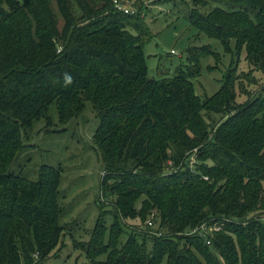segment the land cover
<instances>
[{
	"label": "trees",
	"instance_id": "1",
	"mask_svg": "<svg viewBox=\"0 0 264 264\" xmlns=\"http://www.w3.org/2000/svg\"><path fill=\"white\" fill-rule=\"evenodd\" d=\"M124 1L0 0V264H42L58 245L59 172L43 168L36 183L13 167L32 122L51 106L69 122L86 102L117 211L107 228L98 220L86 264H264V0H192L188 16L226 52L231 41L245 52L254 94L242 103L232 66L213 97L195 95L198 54L185 72L149 78L142 5L125 13ZM129 217L149 250L125 230ZM204 222L220 227L210 244L186 235Z\"/></svg>",
	"mask_w": 264,
	"mask_h": 264
},
{
	"label": "rangeland",
	"instance_id": "2",
	"mask_svg": "<svg viewBox=\"0 0 264 264\" xmlns=\"http://www.w3.org/2000/svg\"><path fill=\"white\" fill-rule=\"evenodd\" d=\"M140 5V17L148 29L143 53L149 78L174 76L179 69L185 72L190 65L189 54H198V75L190 81L201 101L219 91L223 76L231 66L240 80L241 97L236 102L242 103L249 94H254V80L248 75L245 52L238 54L234 41L230 42L231 51L226 52L220 41L194 28L188 20L194 8L192 0H125L122 7L136 13L134 7ZM61 25L60 20L59 28ZM213 120L219 123L221 117L213 116ZM97 126L98 120L89 102L69 122L60 121L55 107L51 106L47 114L32 122L13 167L27 181L36 183L40 182L43 168L59 172L55 210L60 215L57 222L62 233L50 258L42 264L88 263L83 249L90 242L98 220L101 218L107 228L117 212L112 206L114 198L105 197L101 187L103 161L93 140ZM138 208L139 202L134 206L135 210ZM124 225L127 232L140 234L137 240L145 243L147 250L151 248V240L141 235L146 229L138 217L124 219ZM158 226L159 222H155V228ZM127 232L121 242L126 240Z\"/></svg>",
	"mask_w": 264,
	"mask_h": 264
},
{
	"label": "built area",
	"instance_id": "3",
	"mask_svg": "<svg viewBox=\"0 0 264 264\" xmlns=\"http://www.w3.org/2000/svg\"><path fill=\"white\" fill-rule=\"evenodd\" d=\"M116 8L124 11L125 13H129L127 9H124L121 4L115 2ZM154 217L155 214H152L151 217L146 221V226L156 229L154 225ZM220 227L218 224H208L206 222L196 226L195 228L188 230L186 235L197 236L198 238H206L207 244H210L209 237L213 235L214 232H218ZM156 233V232H155ZM157 235H161L160 233H156Z\"/></svg>",
	"mask_w": 264,
	"mask_h": 264
},
{
	"label": "water",
	"instance_id": "4",
	"mask_svg": "<svg viewBox=\"0 0 264 264\" xmlns=\"http://www.w3.org/2000/svg\"><path fill=\"white\" fill-rule=\"evenodd\" d=\"M179 256H184L183 250L179 251Z\"/></svg>",
	"mask_w": 264,
	"mask_h": 264
}]
</instances>
